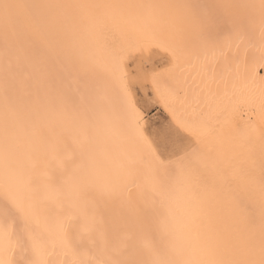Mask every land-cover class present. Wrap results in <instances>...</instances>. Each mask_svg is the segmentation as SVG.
<instances>
[{"label": "snow or ice", "instance_id": "6c2138e0", "mask_svg": "<svg viewBox=\"0 0 264 264\" xmlns=\"http://www.w3.org/2000/svg\"><path fill=\"white\" fill-rule=\"evenodd\" d=\"M0 264H264V0H0Z\"/></svg>", "mask_w": 264, "mask_h": 264}]
</instances>
